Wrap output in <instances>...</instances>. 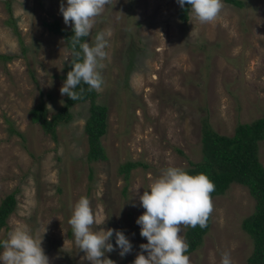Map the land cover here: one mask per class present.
Masks as SVG:
<instances>
[{
    "label": "rangeland",
    "instance_id": "374dc122",
    "mask_svg": "<svg viewBox=\"0 0 264 264\" xmlns=\"http://www.w3.org/2000/svg\"><path fill=\"white\" fill-rule=\"evenodd\" d=\"M61 2L66 6L67 0H0V53L12 54L0 57V199L14 190L16 200L0 240L26 228L34 238L42 236L50 264H90L68 223L72 206L86 196L96 218L92 230H121L132 244L121 257L113 236L116 250L105 256L133 264L139 245L147 243L135 223L145 211L138 197L153 178L200 158L204 119L218 133L231 134L237 122L264 111V0H222L218 18L207 24L196 21L189 6L180 19L176 0L106 5L83 41L91 46L97 33H110L100 70L104 83L95 90V100L106 106L100 136L105 158L91 161L83 131L87 100L71 104V117L56 125L54 139L29 118L39 101L47 116L62 103L64 79L58 75L70 52L43 24L55 19L69 26ZM257 144L264 166V138ZM125 160L139 161L126 179L117 172ZM211 198L208 228L186 254L190 264H221L224 252L231 264H245L252 243L240 220L251 211L252 197L233 181Z\"/></svg>",
    "mask_w": 264,
    "mask_h": 264
},
{
    "label": "clouds",
    "instance_id": "9594fccd",
    "mask_svg": "<svg viewBox=\"0 0 264 264\" xmlns=\"http://www.w3.org/2000/svg\"><path fill=\"white\" fill-rule=\"evenodd\" d=\"M112 0H67L66 6L61 2L59 12L65 25L72 28V56L67 61L70 71L67 72L60 94L70 100L80 99L75 89L83 82L88 90L101 91L104 83L101 69L106 59V35L99 32L94 45L81 43L94 26L95 18L100 16L106 5ZM182 8L187 4L192 17L200 24L214 22L224 5L222 0H176ZM79 46V51H77ZM83 88L80 89L82 93ZM50 108V106H48ZM215 184L210 178L199 173L188 174L183 168L170 166L161 170L139 195L140 206L145 210L135 223L140 226V236L147 243L139 245L140 252L135 256L133 264H190L186 255L189 245L180 235L182 227L205 228L213 212L214 205L211 193ZM71 226L75 246L84 253V259L90 264H115L105 253L119 249L124 257L132 251V244L121 230L108 228L93 231L96 218L86 196L74 203L68 220ZM46 228L44 229V232ZM43 232V233H44ZM115 237V246L109 242ZM0 264H50L42 247V236L34 238L26 228L17 227L0 240ZM146 253L147 255H145ZM221 264H231L230 253L221 255Z\"/></svg>",
    "mask_w": 264,
    "mask_h": 264
},
{
    "label": "trees",
    "instance_id": "16d2710c",
    "mask_svg": "<svg viewBox=\"0 0 264 264\" xmlns=\"http://www.w3.org/2000/svg\"><path fill=\"white\" fill-rule=\"evenodd\" d=\"M239 4L240 0H227ZM177 15L180 19L187 18L188 5L182 8L177 7ZM44 26L52 33L59 34L70 55L68 61L74 59L72 56L71 40L73 37L72 28L69 25L64 27L57 20L44 21ZM85 37L81 38L83 43ZM20 41V39H18ZM77 46V51H79ZM12 54H1V58H10ZM70 64L66 62L63 72L58 76L66 79L70 71ZM84 91L81 93L80 89ZM80 93V99L70 100L66 95L62 97V103L49 116L46 114L45 105L39 101L29 109V118L37 122L41 129L55 138V127L58 123L68 120L71 117L69 107L74 102L87 100L88 114L83 122V131L86 137L85 158L88 161L105 158V152L100 141V136L106 127V106L95 100L96 91L88 90V86L81 82L75 89ZM264 138V111L261 115L249 120L237 122L231 134H222L213 130L204 119L200 126V158L196 161L188 160V167L184 170L195 175L206 174L215 184V191L211 197L221 194L230 182H238L244 185L253 199L251 211L240 220V228L251 239V251L245 258V264H264V166L258 160L257 142ZM139 161L125 160L117 165V172L122 174L124 179L128 171ZM15 191L11 190L0 199V226L6 222L9 213L15 208ZM210 218L205 228L196 226L185 227L183 239L189 245L187 253L195 249L202 240L203 234L208 228ZM2 240V239H1Z\"/></svg>",
    "mask_w": 264,
    "mask_h": 264
}]
</instances>
